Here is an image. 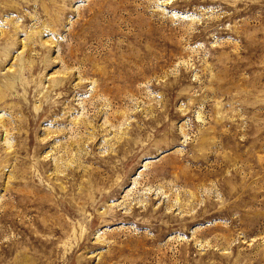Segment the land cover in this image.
<instances>
[{
	"label": "rangeland",
	"instance_id": "rangeland-1",
	"mask_svg": "<svg viewBox=\"0 0 264 264\" xmlns=\"http://www.w3.org/2000/svg\"><path fill=\"white\" fill-rule=\"evenodd\" d=\"M0 264H264V0H0Z\"/></svg>",
	"mask_w": 264,
	"mask_h": 264
}]
</instances>
